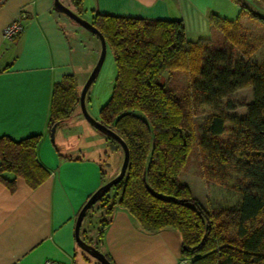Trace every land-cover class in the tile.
<instances>
[{"label":"trees","instance_id":"obj_1","mask_svg":"<svg viewBox=\"0 0 264 264\" xmlns=\"http://www.w3.org/2000/svg\"><path fill=\"white\" fill-rule=\"evenodd\" d=\"M72 1L82 16L83 0ZM235 1L239 17L212 14L214 36L221 30L222 35L197 42L187 38L182 19L95 13L91 20L104 34L117 68L100 121L130 148L126 175L97 202L105 210L100 225L111 222L115 207H124L148 231L177 230L192 264H264V60L249 62L248 53L238 58L240 42L231 32L242 16L264 28V15ZM179 71L189 74L187 93L170 80ZM247 86L253 87L254 100L246 116L224 112L223 100ZM203 106L214 113L201 130L195 115ZM78 108V79L67 75L55 85L50 126L69 120ZM41 139V134L0 137V180L11 190L17 177L36 188L50 176L38 158ZM196 146L211 162L210 177L224 181L235 167L243 181L238 206L208 210L181 181Z\"/></svg>","mask_w":264,"mask_h":264},{"label":"crops","instance_id":"obj_2","mask_svg":"<svg viewBox=\"0 0 264 264\" xmlns=\"http://www.w3.org/2000/svg\"><path fill=\"white\" fill-rule=\"evenodd\" d=\"M54 1L0 0V137L21 140L41 134L38 158L50 171L36 188L22 177H17L14 190L0 180V264L98 263L77 244L76 221L90 196L115 175L106 174L99 153L88 157L81 149V153L65 154L51 138L55 85L67 75L78 78L80 69ZM214 4V0H83L81 10L91 20L95 13L182 19L187 38L197 42L214 36L212 14L231 19ZM20 16L24 30L13 40L5 39L4 27ZM80 113L78 108L72 117L82 122ZM65 122L56 130L63 143H67L61 130ZM183 174L181 181L194 195L192 182ZM92 211L83 221L82 237L86 234L87 240L98 244L113 264H192L183 254L177 230L148 231L121 206L115 207L111 222L103 228L102 216L94 221Z\"/></svg>","mask_w":264,"mask_h":264},{"label":"rangeland","instance_id":"obj_3","mask_svg":"<svg viewBox=\"0 0 264 264\" xmlns=\"http://www.w3.org/2000/svg\"><path fill=\"white\" fill-rule=\"evenodd\" d=\"M67 6L74 7L72 0H62ZM257 12L264 15V0H243ZM215 6L220 11L228 13L229 18L235 19L241 10V6L235 0H214ZM74 11L75 8H72ZM83 16V15H82ZM231 16V17H230ZM85 19L91 21V16L85 14ZM60 20L63 26L71 35L73 46L75 47V59L78 65V85L79 93L91 74L98 58L100 56L101 44L98 37L78 24L76 21L66 15H61ZM240 42L238 46V58H244L246 53L247 60L262 62L264 60V28L254 20L247 16H242L238 24L234 29H231ZM222 35V30L215 33V39ZM213 37V38H214ZM117 75V68L114 60L112 49L109 47L107 50V56L103 67L99 73L97 79L93 82L86 97V106L88 112L94 118L100 120V110L109 101L114 87V82ZM167 74L164 80H168ZM171 82L177 86L182 93H187L190 85L189 74L185 71L176 72L171 76ZM254 100V92L252 86H247L233 92L227 98H225L221 104V109L229 115H236L239 117L246 116L248 113V107ZM228 103H231L233 108L228 107ZM79 111L82 112L81 107ZM214 113V109L209 106L200 107L195 115V122L198 129H203L210 116ZM82 114V122L77 120L76 117H72L69 122H65L61 130L64 131L66 136V142L63 143L61 139V133L56 134L55 144L65 154L69 153H81V149H86L89 156L99 153L102 159V163L106 174L116 175L120 170L123 161V150L121 146L113 143L104 133L94 127ZM229 130V129H228ZM225 133L224 138L230 137V132ZM108 140V141H106ZM67 147L72 149L67 151ZM97 155V157H100ZM211 162L204 155V153L196 146L192 152L189 166L183 174V178L188 182H192L194 188V195L197 199L207 208L219 209V208H234L241 202L243 181L239 174L236 172L233 166L229 170V174L226 180L218 181L209 175V168ZM110 173V174H109ZM114 191L111 192L113 194ZM102 202L95 205L92 211L93 220H99L104 214L102 208ZM90 212L87 218L90 216ZM86 218V219H87ZM102 219V218H101ZM92 220V226L94 221ZM101 221V220H100ZM99 221V223H100ZM83 233V232H81ZM98 262L97 259L93 258ZM95 263V262H94Z\"/></svg>","mask_w":264,"mask_h":264},{"label":"water","instance_id":"obj_4","mask_svg":"<svg viewBox=\"0 0 264 264\" xmlns=\"http://www.w3.org/2000/svg\"><path fill=\"white\" fill-rule=\"evenodd\" d=\"M54 9L58 13H61V14H64L70 17L71 19L76 21L78 24H80L81 26H83L84 28L92 32L93 34H95L98 37L100 44H101L100 56L98 58V61L96 62L91 74L89 75L88 79L86 80L81 90L80 107L86 119L94 127H96L98 130L104 133L107 137L114 139L120 144L123 150L124 156H123L122 165L118 173L113 178H111L110 180L105 182L103 185H101L90 196V198L81 208L78 214V217H77V221H76L75 236H76V241L79 247L83 249L85 252H87L90 256L97 259L98 262H100L101 264H112V262L107 258L106 254L103 251H101L99 248H97L94 244H91L90 242L86 241L82 237V233H81L82 224H83L85 217L88 214V211L104 196L106 192H108L114 185L119 183L124 178V176L126 175L128 166H129V162H130V148L126 140L120 134H118L114 129L106 126L100 120L91 116L86 106L87 94L93 82L99 76V73L103 67V64L107 56L108 45H107V41H106L104 34L91 21L79 15L71 7L67 6L62 0L54 1ZM59 124L60 122H57L51 127L50 134L54 142L56 140V130Z\"/></svg>","mask_w":264,"mask_h":264},{"label":"built area","instance_id":"obj_5","mask_svg":"<svg viewBox=\"0 0 264 264\" xmlns=\"http://www.w3.org/2000/svg\"><path fill=\"white\" fill-rule=\"evenodd\" d=\"M24 30V23L22 16L14 19L8 23L3 30V36L7 40H13ZM46 264H55L54 262L48 261Z\"/></svg>","mask_w":264,"mask_h":264}]
</instances>
